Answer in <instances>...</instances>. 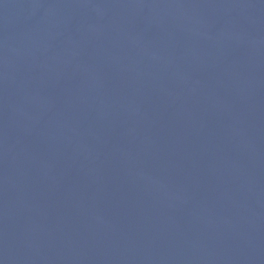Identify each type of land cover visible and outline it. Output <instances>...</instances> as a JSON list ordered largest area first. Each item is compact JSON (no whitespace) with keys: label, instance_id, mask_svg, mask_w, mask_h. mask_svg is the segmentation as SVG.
<instances>
[{"label":"water","instance_id":"obj_1","mask_svg":"<svg viewBox=\"0 0 264 264\" xmlns=\"http://www.w3.org/2000/svg\"><path fill=\"white\" fill-rule=\"evenodd\" d=\"M0 264H264V0H0Z\"/></svg>","mask_w":264,"mask_h":264}]
</instances>
